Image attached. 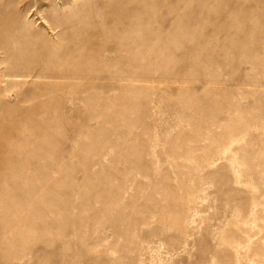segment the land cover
Instances as JSON below:
<instances>
[{"label": "rangeland", "instance_id": "rangeland-1", "mask_svg": "<svg viewBox=\"0 0 264 264\" xmlns=\"http://www.w3.org/2000/svg\"><path fill=\"white\" fill-rule=\"evenodd\" d=\"M0 49V264H264V0H0Z\"/></svg>", "mask_w": 264, "mask_h": 264}, {"label": "bare ground", "instance_id": "bare-ground-1", "mask_svg": "<svg viewBox=\"0 0 264 264\" xmlns=\"http://www.w3.org/2000/svg\"><path fill=\"white\" fill-rule=\"evenodd\" d=\"M0 50H1V49H0ZM0 53H1V52H0ZM1 60H2V59H0V64L2 63ZM1 77H2V76H1Z\"/></svg>", "mask_w": 264, "mask_h": 264}]
</instances>
